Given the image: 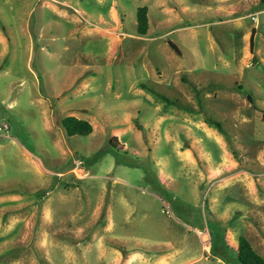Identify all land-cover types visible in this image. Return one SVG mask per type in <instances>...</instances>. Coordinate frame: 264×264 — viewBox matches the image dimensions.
<instances>
[{"label":"rangeland","instance_id":"obj_1","mask_svg":"<svg viewBox=\"0 0 264 264\" xmlns=\"http://www.w3.org/2000/svg\"><path fill=\"white\" fill-rule=\"evenodd\" d=\"M76 113L92 133H60ZM3 124L0 264H240L241 234L264 257L259 0H0Z\"/></svg>","mask_w":264,"mask_h":264},{"label":"trees","instance_id":"obj_2","mask_svg":"<svg viewBox=\"0 0 264 264\" xmlns=\"http://www.w3.org/2000/svg\"><path fill=\"white\" fill-rule=\"evenodd\" d=\"M259 2L264 5V0H259ZM136 20L137 34L146 36L149 25L148 7L146 5L138 7L136 11ZM139 86L142 88L147 87V85L143 82H139ZM150 90L152 93L161 96V98H163L167 103L180 109L192 113L198 111L196 106L192 105L188 101H184L179 98H168L166 95L157 92L153 88H150ZM204 121L209 126L215 127L220 133L226 136V133L221 126L222 124L218 119L213 118L209 114H205ZM60 125L67 131V133L73 135H89L93 130V125L88 120L78 118L74 115H67L63 117L60 121ZM237 260L240 264H264V257L253 248L251 242L244 234L239 235L237 239Z\"/></svg>","mask_w":264,"mask_h":264},{"label":"crops","instance_id":"obj_3","mask_svg":"<svg viewBox=\"0 0 264 264\" xmlns=\"http://www.w3.org/2000/svg\"><path fill=\"white\" fill-rule=\"evenodd\" d=\"M79 82V81H78ZM81 84V83H80ZM82 85H84V87H85V85H86V83L85 82H83L82 84H81V86ZM83 87V86H82ZM142 92V91H141ZM70 115H74V116H76V117H78V118H84V117H82L81 115H77V113H76V115L75 114H70ZM165 118L163 117V115H158V117L156 118V120L154 121L155 123H157V122H163V120H164ZM89 121V120H88ZM48 122H49V128H52V126H53V120L52 119H49L48 120ZM90 122V121H89ZM91 123V122H90ZM55 124V123H54ZM92 124V123H91ZM52 125V126H51ZM56 125V124H55ZM93 125V124H92ZM58 126V125H57ZM54 127V126H53ZM59 127H61V126H59ZM132 126L130 125V124H128V127H127V129L129 130V128H131ZM206 127V126H205ZM60 129H62V130H59L60 131V133H67L66 132V130L63 128V127H61ZM93 129H94V126H93ZM202 132H199V135L201 134L202 135V137H205V138H211V136L208 134V132H206L204 129H202V128H199ZM93 131V130H92ZM117 132H120V133H122V130H118V129H114V131H113V135H115ZM153 132L157 135V132H155L154 130H153ZM92 133V132H91ZM120 135H122V134H120ZM120 135H118V137L120 136ZM189 147V142H185V146H184V148H188ZM23 153H25V155L26 156H28V157H30V160H31V162L33 163V164H35L36 166H37V168H39L40 170H43V171H47L44 167H43V164H42V162H41V160L39 159V158H37V157H35L34 156V153L32 152V151H30V150H28V149H26V148H23ZM184 155L185 156H187L188 155V153H187V151H185L184 152ZM73 170H74V168H73ZM71 171V169H68L67 171H65V172H59V176L61 175V174H65V173H67V172H70ZM160 177H161V181L162 180H166V178L168 177V176H166L165 175V173L163 172V171H160ZM47 210H45V212H46ZM109 227V226H108ZM210 249V248H209Z\"/></svg>","mask_w":264,"mask_h":264},{"label":"built area","instance_id":"obj_4","mask_svg":"<svg viewBox=\"0 0 264 264\" xmlns=\"http://www.w3.org/2000/svg\"><path fill=\"white\" fill-rule=\"evenodd\" d=\"M3 129H8V126H7L6 124L0 125V130H3ZM6 136H8V135H6ZM77 169H82L81 164L76 163V164L74 165V170H77ZM208 241H209V240H208Z\"/></svg>","mask_w":264,"mask_h":264},{"label":"bare ground","instance_id":"obj_5","mask_svg":"<svg viewBox=\"0 0 264 264\" xmlns=\"http://www.w3.org/2000/svg\"><path fill=\"white\" fill-rule=\"evenodd\" d=\"M201 236H202V239L205 241L206 239H208V234L206 232H200ZM204 248L205 249H208L209 248V245L207 243H205L204 245Z\"/></svg>","mask_w":264,"mask_h":264},{"label":"water","instance_id":"obj_6","mask_svg":"<svg viewBox=\"0 0 264 264\" xmlns=\"http://www.w3.org/2000/svg\"><path fill=\"white\" fill-rule=\"evenodd\" d=\"M249 98H250V100H252L251 97H249Z\"/></svg>","mask_w":264,"mask_h":264}]
</instances>
